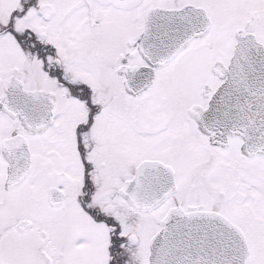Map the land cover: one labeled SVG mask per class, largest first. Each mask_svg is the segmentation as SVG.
I'll return each instance as SVG.
<instances>
[{
    "label": "snow or ice",
    "instance_id": "6c2138e0",
    "mask_svg": "<svg viewBox=\"0 0 264 264\" xmlns=\"http://www.w3.org/2000/svg\"><path fill=\"white\" fill-rule=\"evenodd\" d=\"M0 264H264V0H0Z\"/></svg>",
    "mask_w": 264,
    "mask_h": 264
}]
</instances>
